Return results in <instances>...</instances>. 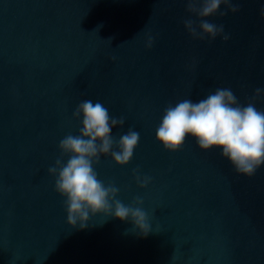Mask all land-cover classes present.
Here are the masks:
<instances>
[{"label": "water", "instance_id": "1", "mask_svg": "<svg viewBox=\"0 0 264 264\" xmlns=\"http://www.w3.org/2000/svg\"><path fill=\"white\" fill-rule=\"evenodd\" d=\"M233 3L208 18L225 42L191 37L186 0H0V264H264V166L248 177L191 136L178 152L156 138L170 104L230 88L247 105L264 89V0ZM84 100L124 118L115 140L140 134L127 165L94 168L125 205L143 200L147 237L103 214L67 223L49 169ZM254 102L264 110V92Z\"/></svg>", "mask_w": 264, "mask_h": 264}, {"label": "clouds", "instance_id": "2", "mask_svg": "<svg viewBox=\"0 0 264 264\" xmlns=\"http://www.w3.org/2000/svg\"><path fill=\"white\" fill-rule=\"evenodd\" d=\"M186 4L191 15L183 23L193 39L215 41L221 37L225 42L230 39L223 24L212 23L208 18L237 13L240 9L233 0H186ZM261 14L264 15V9ZM153 43L149 34L147 47L151 48ZM262 92L264 89H256L255 97L247 105H241L230 88H217L197 102L186 98L170 104L164 109L156 138L166 150L178 152L191 136L200 149L221 150L237 173L251 177L264 166V110H258L254 102ZM73 115L77 120L82 116L79 134H68L60 141L61 157L49 169L55 177V190L65 197L67 223L73 227L79 224L84 229L92 216L103 214L122 221L131 219L135 228L147 237L152 227L143 210V200L137 197L135 206L125 205L116 199L119 189L100 180L94 168L101 156L109 155L117 164L127 165L140 142L139 132L129 128L115 140L112 130L123 126L125 120L110 116L108 108L99 101H82ZM136 181L146 188L151 177L137 174Z\"/></svg>", "mask_w": 264, "mask_h": 264}]
</instances>
